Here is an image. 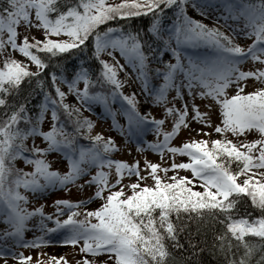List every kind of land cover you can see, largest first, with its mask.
I'll return each instance as SVG.
<instances>
[{
  "label": "snow or ice",
  "instance_id": "6c2138e0",
  "mask_svg": "<svg viewBox=\"0 0 264 264\" xmlns=\"http://www.w3.org/2000/svg\"><path fill=\"white\" fill-rule=\"evenodd\" d=\"M188 6L206 17L214 14L213 19L224 20L237 35L254 38L242 47L219 27H209L190 16ZM166 9L171 10L173 16L168 24L163 23ZM149 14L152 20L145 33L146 39L139 31L126 30L119 24L99 30V26L109 21ZM229 20L233 23L229 24ZM21 25L26 29H42L43 38L21 36L18 33ZM61 34L67 39L51 38ZM201 47L208 49L207 54L181 56L182 48ZM89 48L101 66L97 81L90 79L88 69L81 62L70 80L62 71L59 75L48 73L58 100L43 89L39 76L53 58L72 49L87 51ZM6 49L22 54L35 65L36 71H31L27 64L10 54L4 56L0 64V106L11 109L0 120V217L8 225L0 231V241L11 237L17 247H39L50 242L44 238L45 231L57 232L62 244L77 245L82 241L81 253L92 256L107 253L111 264H170V261L176 264L173 251L183 250L178 237L185 230V218L200 221L211 217L222 226L215 239L220 242L219 250L226 253V264H252L258 251L255 264H264V171H253L264 169V87L244 93L241 83L247 78L264 82V67L253 70L240 67L247 60L264 65V0H119V3L106 0H0V55ZM109 49L118 50L131 66L149 109L153 105L163 106L162 118L153 117L150 110L141 114L137 93L126 95L120 91L122 82L117 78V68L123 69V65L119 62L113 65L100 58L105 52L112 56ZM165 51L171 53L174 62L162 59ZM38 53L45 54L46 59ZM149 58L159 60L162 66L149 68ZM153 77L161 82L153 85ZM26 78H36L44 93L43 101L37 105L38 112L31 115L26 107V97L24 102L11 104L8 99L18 97ZM57 80L67 83L68 91L88 107L99 105L104 115L111 119L112 128L126 142H135L138 152L147 148L161 157L167 152L184 154L189 159L173 162L170 168H162L145 159L147 171L143 176L138 160L129 163L111 159L110 153L118 150L114 139L100 133L90 135L93 121L80 118L75 105L64 103L66 93L61 91ZM80 81H83V88L77 87ZM98 82L110 85L111 91H90V85ZM232 83L236 84V91L229 96L225 89ZM182 89L187 92V100ZM173 90L175 95L169 99L168 93ZM197 97H210L218 105L221 123L213 130L220 133L221 138L210 142L191 139L179 146L171 144L181 127H188L189 108L193 121L205 126L211 124L210 113L200 110L195 102ZM177 100L180 101L179 108L175 104ZM113 102L119 104L118 109L112 108ZM205 107L211 109L212 104ZM49 108L52 123L45 131L41 122ZM60 108L70 118L76 114L75 120H70L74 123L72 133L59 119ZM118 113L124 123L117 119ZM170 116L173 117L171 128L165 130V118ZM149 129L157 137L155 141L144 140ZM248 130H255L259 138L233 143L223 136L226 132L236 136ZM78 136L88 143H79ZM28 137L42 138L46 146L40 147L34 140L28 148L25 144ZM53 151L63 154L67 161L66 172L50 169L45 156ZM17 157H23L25 163L31 164L32 171L14 170L12 161ZM93 166L95 173L79 185L80 188L95 185L88 199L54 201L57 216L67 210L65 219H54L51 214L46 216L42 206L31 211L22 207V203H27V197L19 191L21 187L39 193L55 187L67 191L70 185L88 175ZM113 167L115 180L109 182V173L103 169ZM178 169L190 170L191 177L177 176L173 171V175L165 180L158 174ZM133 174L137 177L135 182L121 183L124 175ZM257 175L259 179L255 178ZM147 177L153 183L141 185L140 181ZM238 177H243L242 182H238ZM197 179L202 191L193 186ZM114 188L116 190H112ZM126 189H131V193L125 195ZM244 197L254 209L260 210V215L253 216L246 208L240 212ZM93 198L103 202L93 210L85 209L83 216L77 219L81 214L75 209ZM37 214L41 217L42 235L25 241L27 221ZM44 220L53 221L55 226L47 227ZM191 235L189 233V237ZM189 246L196 248L191 239ZM8 255L19 264L31 260L30 254L25 256L8 244L0 245V256ZM39 257L38 253L36 264H41ZM49 261L68 264L63 256L49 257ZM82 264H95V261L84 256Z\"/></svg>",
  "mask_w": 264,
  "mask_h": 264
},
{
  "label": "rangeland",
  "instance_id": "374dc122",
  "mask_svg": "<svg viewBox=\"0 0 264 264\" xmlns=\"http://www.w3.org/2000/svg\"><path fill=\"white\" fill-rule=\"evenodd\" d=\"M116 3H119V0H116ZM187 12L190 16H192L194 19L201 20L203 23L207 24L209 27L216 26L219 27L221 31H223L226 35H230L233 37L234 42L240 44L242 47H246L249 43H251V39L254 37H244L242 35H237L236 33H233L231 28L227 27L225 25L224 20H215L213 19L212 13H210L207 17L200 15L198 12H196L191 6L187 7ZM229 24H232V21H228ZM42 29H36L35 27L26 29L23 25L19 26L18 33L23 36L27 35L31 39L33 36L43 38L42 36ZM53 39H67V37L63 34H61L59 37L52 36ZM196 50V49H195ZM109 51H112L113 55L109 56L107 52L101 54V58L103 60L109 61L113 65H116L117 62H119V65H123V69L117 68V78L122 82V86L120 91H122L124 94H131L132 92L137 93V99H138V108L143 114L146 110H150L151 115L155 118H162L163 117V106L162 105H153L150 109L148 106V103L145 101V96L141 92V84L140 81L136 79L135 72H133V69L131 66H129L124 57L120 55L118 50H112L109 49ZM4 52H6L8 55H12L14 58L21 60L25 64L28 65L29 69L31 71H36V67L34 64H32L26 57H24L22 54H19L18 52L11 51L10 49H6ZM185 54H195L193 52V48H182L181 56L183 57ZM165 60H172V55L170 52L165 51L162 55ZM242 70H253L257 67H264V65H261L259 62H256L253 64L251 60H247L244 63L240 65ZM57 85L60 87L61 91L66 93V96L64 97V103L68 105H75L76 108L79 109V113L86 116H91L96 120V123L94 124L93 130L90 131V135H96L97 133L102 134L104 137L111 136L114 141L117 144V151L112 152L113 159L118 160H124L129 163H132L133 161L138 160L140 162L139 168H140V174L143 176L146 173V169L144 167V160L148 159L151 162L158 163L161 165L162 168H170V165L175 163H180L181 161H187L189 158L187 155L184 154H175L172 153H165L163 157H161L158 153L152 151L151 149L145 148L144 151H137L136 143L135 142H126L124 137L121 136V134L112 128V121L110 118L106 117L104 115L103 109L99 105H92L91 107H88L81 101L76 99V96L74 93L68 91V85L67 83L59 82V80L56 81ZM241 83L244 84L243 92L247 93L249 91L255 90L257 87H264V82L257 81L254 78H247L246 81H242ZM78 88H83V81H80L77 84ZM199 90V89H197ZM184 91V98L187 100V92L186 90L182 89ZM236 91V84L232 83L230 84L226 89L225 92L227 95L231 96ZM175 95V91H170L168 93L169 99ZM199 106L201 111L209 112L210 113V119L211 124L208 126L202 125L200 123H197L196 121H193L191 119L192 112L191 108H189V115L186 118L188 121V127H181V130L177 133L175 137L171 140V144L179 146L181 143L187 140L191 139H206L209 142L213 139H220L221 134L216 133L213 129L214 127L221 123V117L219 113V107L215 104V101H213L210 97L209 98H200L197 97L195 101ZM212 104L211 109L205 107L207 104ZM176 107H180V101H175ZM113 109H118L119 104L116 102L112 103ZM117 119L120 121V123H124V118L117 114ZM173 122V117H167L165 118V124L163 127L165 130H170L171 124ZM44 128L42 130H47L51 127V109L46 113V121L43 123ZM196 129H200V131H196ZM207 132L208 135L205 136L204 133ZM223 136L227 138L228 140H231L233 143H243L245 141H251L253 139H258L259 134L255 130H248L243 134H239L234 136L231 132L223 133ZM157 137L155 134L151 131V129L148 130L147 134L144 137V140L146 141H155ZM35 140L36 145L40 147H45L46 144L42 140V138H33L31 137L30 142L33 143ZM117 156V158L115 157ZM45 158L51 163V169L55 171H59L61 173L66 172L67 169V161L64 158L63 154L60 152H50L45 156ZM104 171H107L109 173V182H114L115 180V168L112 169H103ZM96 171V168L93 166L89 169L88 175L84 176L83 179H78L74 185H70L68 187V190L65 191L63 188L55 187L50 188L46 191H43L42 193L39 192H33L31 190H24L23 195L27 197V203H22V207H26L29 211L36 207L42 206V211L47 216L48 214H51L54 219H65L67 216V210L64 211L63 215L57 216L56 214V206L54 204V201L58 199H68V200H81V199H88L91 194L93 193L95 189V185L84 186L83 188H80L79 185L83 184L84 180H87L90 178L92 174H94ZM173 171H175L177 176H187L191 177V171L185 170V169H178V170H169L167 173L160 171L158 174L162 177V179L167 180L173 175ZM255 172L264 171V169H254ZM243 177H238V182H242ZM256 179H259V176L257 175L255 177ZM137 180V177L135 174L133 175H124L121 178V183L124 185H127L131 182H135ZM171 182V181H169ZM141 185L144 183H147L151 185L153 181L150 177H147L145 180L140 181ZM196 190L202 191V187H200V182L197 179L195 184L193 185ZM117 188H119V185H117ZM112 190H116L115 188ZM131 193V189L125 190V195H128ZM107 193L105 192V195ZM103 201L99 198H93L90 200L89 203L81 205L79 208L75 209V211L80 212L81 216L77 217V219L81 218L84 214V210H93L96 207H98ZM41 220V217L37 214L33 217H30L27 221L28 227L25 229L24 232V240H32L36 236L42 235L41 230L39 228V222ZM94 222V221H93ZM44 223L47 225V227L52 228L54 227L53 221L50 220H44ZM8 228V225H6L3 222L2 217H0V231ZM44 238L46 240H49L50 242L47 244H41L39 247H17L15 246V243L11 237L6 238L2 241H0V245L8 244L11 246L14 251L18 253H23L25 256L31 255V260L26 262V264H36L37 260V254H40V261L41 264H56L55 261H49V257L53 256H63L65 260L68 262V264H82V257L87 256L89 260H94L95 264H111L108 258L107 253H101L96 256H92L91 254L81 253L79 251L80 246L82 245V241L79 242L77 245H66L62 244L60 242L61 235L60 233L53 232L48 233L45 231L43 233ZM7 262V264H19L18 260L12 257L11 255L8 256H0V264H4V262ZM60 264H64L63 261L60 262Z\"/></svg>",
  "mask_w": 264,
  "mask_h": 264
},
{
  "label": "trees",
  "instance_id": "16d2710c",
  "mask_svg": "<svg viewBox=\"0 0 264 264\" xmlns=\"http://www.w3.org/2000/svg\"><path fill=\"white\" fill-rule=\"evenodd\" d=\"M106 2L116 3L117 1L106 0ZM165 11H166V18L163 20V23L168 22L171 18H173L171 10L166 9ZM151 20L152 17L150 14L141 15L132 18L113 20L106 22L105 25L99 26V30L103 31L106 26H116L117 24H119L123 26L126 30H130L132 32L139 31L141 33V37L146 39L147 37L145 36V33L147 32V29L151 24ZM38 54H40L42 58L46 59L45 54L43 53H38ZM7 55L8 54L6 52H3V54L0 55V64H2L3 62V57ZM149 60H150L149 68H158L162 66L159 63V60L152 61L151 58H149ZM81 62H83V67L88 69L90 79L93 81H97V74L100 72L101 66L99 62L93 57L92 50L90 48L87 51H83V50L78 51L72 49L69 50L67 53L60 54L58 57L53 58L50 62V66L45 70L44 73H42L39 76V80L43 81V89L49 92L53 98L58 100L59 98L55 96V91L52 87V82L48 76V73L56 72L57 75H59L62 71L63 75L67 79H71L76 69L81 66ZM160 82H161L160 79L153 77L152 79L153 85H158ZM89 90L108 92L111 91V86L106 84L101 85L98 82L95 85H90ZM25 97L27 98L26 107L29 110V114L31 115L34 112H38L37 105H39L43 101L44 93L42 91L41 85L37 83L36 78H32L31 80H28L26 78L24 81H22L21 89L18 97L15 100H13L11 97H9L8 99H9V103L11 104V103H16L17 101L24 102ZM6 111L10 113L11 109L10 108L5 109L3 106H0V120L4 118V113ZM58 116L59 119L65 123L67 131L69 133H72L74 128V123L70 122V120L74 121L76 118V114L74 113L73 116L70 118L68 115L64 113L63 109L60 108L58 109ZM79 117L80 118L87 117L89 120L93 121V119L90 118L89 116L82 115L80 113H79ZM42 123L43 121L41 122V127H42ZM21 126H23L22 123ZM77 141L81 144L88 143V141L85 140L82 136H78ZM25 144L28 148H31L33 143L30 142V137H28L25 140ZM12 167L14 170L21 169L24 172H30L32 171L33 166L31 164L25 163L23 157H17L14 161H12ZM22 188L23 187H21L19 191H21ZM245 208L253 216H257L261 214L259 209H254L252 207L251 202L247 199V197H244V200L240 205V212L243 213ZM173 219L175 218L173 217ZM185 223H186L185 230L181 232L178 237L180 243L183 245V250L173 251V256L177 258L176 264H180L181 260H182V264H226V260H227L226 253L224 251L219 250L220 242L215 239V236L221 233L222 226L219 223L214 222L211 219V217H205L204 220H200V221H195V220L188 221L185 218ZM189 233H192L191 237H189ZM189 239H191V241L195 243L196 245L195 249L189 246ZM256 242L259 243L258 240ZM235 243H236L235 240H233V244ZM232 251L235 252L236 249L233 248ZM258 256H259V251L252 258V264H255L256 258ZM170 264H173V262L170 261Z\"/></svg>",
  "mask_w": 264,
  "mask_h": 264
}]
</instances>
